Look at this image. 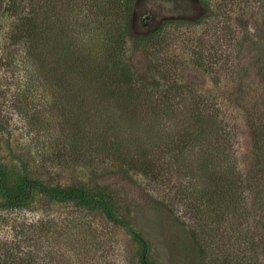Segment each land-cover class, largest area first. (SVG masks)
<instances>
[{
    "label": "rangeland",
    "instance_id": "1",
    "mask_svg": "<svg viewBox=\"0 0 264 264\" xmlns=\"http://www.w3.org/2000/svg\"><path fill=\"white\" fill-rule=\"evenodd\" d=\"M148 1L132 21L129 0H26L15 22L6 15L9 142L32 177L101 185L153 264H185L187 247L191 264H264V0H165L154 12ZM73 143L96 174L49 168ZM7 150L0 132V161L20 171ZM3 243L17 256L53 249L55 264H138L121 229L42 198L0 213Z\"/></svg>",
    "mask_w": 264,
    "mask_h": 264
},
{
    "label": "trees",
    "instance_id": "2",
    "mask_svg": "<svg viewBox=\"0 0 264 264\" xmlns=\"http://www.w3.org/2000/svg\"><path fill=\"white\" fill-rule=\"evenodd\" d=\"M25 1L0 0V31L2 30L3 22L6 21V15L14 22L17 18L19 19L21 7L24 6ZM154 1H157V3ZM163 1L165 0H149L148 5L151 7L150 11L161 10V2ZM135 5L136 0H129L128 11L131 21L133 19ZM56 10L58 9L55 6V12ZM28 19L32 20L31 18ZM60 84H64L62 76L59 77L55 68V86ZM0 132L6 135L8 154H10L11 160L17 162L20 169V171H17L15 165L10 166L8 163L0 161V213L26 209L38 198L61 205H71L81 211L96 213L110 223L113 228L121 229L125 232L137 245L139 249L137 252L138 264H153L148 259V241L132 227L125 216L118 213L114 198L103 188H100L101 185L96 182L94 183L95 180L93 179L77 178L75 182L62 185L60 183L44 182L38 177L30 176L26 161L14 153L12 143L9 142V130L2 124V119H0ZM68 148L55 149V157L47 160L49 168H52V170L55 168L54 170L61 171L67 167L72 168V166L79 168H87L88 166L91 174L98 172L94 161L91 159L92 152L85 149L83 145H77L75 143L71 144ZM68 150L77 154V156L80 155V157L75 158L79 163L75 161H72V163L66 159V155L72 156ZM40 231L48 232L49 227L47 228L45 223H41ZM7 246L4 243L0 245V264H55V250L53 249H41V256L37 257L35 250L29 248L25 256H17V253L9 252ZM186 251L187 258L185 264H191L188 262L189 254L191 255V248L189 247L188 249L187 247ZM249 261L250 258L246 255L242 258L241 262Z\"/></svg>",
    "mask_w": 264,
    "mask_h": 264
},
{
    "label": "flooded vegetation",
    "instance_id": "3",
    "mask_svg": "<svg viewBox=\"0 0 264 264\" xmlns=\"http://www.w3.org/2000/svg\"><path fill=\"white\" fill-rule=\"evenodd\" d=\"M167 1V0H166ZM170 2H169V4H171V6L170 7H174L175 6V4L177 5L178 4V2L176 1V0H169ZM182 5V4H181ZM180 5V6H181ZM149 7H150V5H149ZM151 8V7H150ZM184 8H187V9H189L188 10V12H190V11H192L191 10V8H189V5H187L186 3H184ZM147 20H145L144 22H146Z\"/></svg>",
    "mask_w": 264,
    "mask_h": 264
},
{
    "label": "water",
    "instance_id": "4",
    "mask_svg": "<svg viewBox=\"0 0 264 264\" xmlns=\"http://www.w3.org/2000/svg\"><path fill=\"white\" fill-rule=\"evenodd\" d=\"M144 1H145V0H143V2H144ZM141 2H142V1H141ZM147 19H149V17H148V18H145L144 21L147 20Z\"/></svg>",
    "mask_w": 264,
    "mask_h": 264
}]
</instances>
